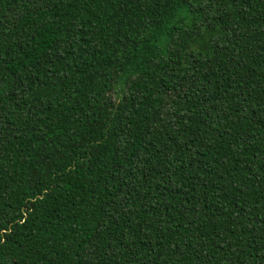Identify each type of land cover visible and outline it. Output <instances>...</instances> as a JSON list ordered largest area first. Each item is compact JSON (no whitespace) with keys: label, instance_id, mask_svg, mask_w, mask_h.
Wrapping results in <instances>:
<instances>
[{"label":"trees","instance_id":"16d2710c","mask_svg":"<svg viewBox=\"0 0 264 264\" xmlns=\"http://www.w3.org/2000/svg\"><path fill=\"white\" fill-rule=\"evenodd\" d=\"M0 264H264V0H0Z\"/></svg>","mask_w":264,"mask_h":264}]
</instances>
